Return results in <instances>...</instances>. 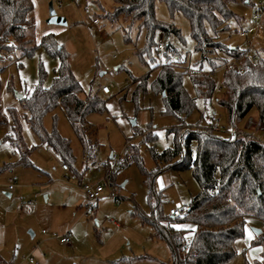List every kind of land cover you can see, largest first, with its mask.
<instances>
[{
  "label": "rangeland",
  "instance_id": "374dc122",
  "mask_svg": "<svg viewBox=\"0 0 264 264\" xmlns=\"http://www.w3.org/2000/svg\"><path fill=\"white\" fill-rule=\"evenodd\" d=\"M35 26L28 32L31 46H38L47 30H54L56 42L69 54V64L83 88L82 98L92 93L105 102L103 113H90L87 121L95 135L90 138L100 147L96 162L102 167L111 154L119 153L129 141L138 147L141 165L148 173L157 170L154 153L161 154L175 147V134L171 129L180 126V120L165 113L161 95L152 90L161 67L167 63L163 53L144 52L146 31L137 25L130 26L124 17L111 20L116 0H33ZM260 0H238L230 4L235 14L229 29L220 34V40L231 49L245 50L240 37L242 29L255 38V50L264 58V9L261 19H253ZM57 15L66 19V26L47 23L49 4ZM88 6L91 16L84 13ZM97 18L99 25L91 20ZM156 18L164 25L177 28L180 37H165L158 33L155 44L162 40L173 46L180 57L168 54L173 62L185 61L181 67L197 70L199 55L191 37L187 18L170 14L166 4H156ZM130 29L131 42H126L124 30ZM1 110L7 123L0 126V264H28L34 256L39 264H170L171 253L164 242L152 237L151 226L141 220V215H151L149 188L140 164L136 162L120 172L115 178L113 190H106L97 202L92 215H87L89 201L79 185L95 184L102 175L96 166L85 158L83 148L61 107L48 113L43 127L51 133L54 128L70 141L75 159L70 174L63 169V161L47 144H43L29 123V113L22 100L36 89L51 88L60 68L58 58L39 47L31 56H23L15 50L7 57L0 52ZM206 72L209 67L204 64ZM149 76L147 92L138 89L137 82ZM223 72L213 75L215 92L208 98L199 97L188 75L183 78L184 88L196 99V110L186 119V125L203 128L208 124L218 129V134L229 137L231 133H245L264 143V130L247 128L249 119L257 121L258 112L253 110L243 121L232 127L223 98ZM108 87L110 94L102 92ZM22 95L23 98H19ZM12 112L20 123V135L14 128ZM215 117L216 122L211 123ZM13 132L26 150L30 151L29 167L17 166L21 159L19 148L7 138ZM196 154V144L192 145ZM162 165V164H161ZM71 169V168H70ZM77 172V180H71ZM13 175L19 184L8 192L4 184ZM79 177V178H78ZM68 178V179H67ZM155 196L162 201V210L168 215L170 209L185 210L200 188L191 170H169L161 174L154 185ZM6 193H10L8 197ZM185 229L190 225H184ZM264 232V223L249 218L242 240L237 244V256L229 264H255L261 261L262 250L253 245L254 230ZM30 232L34 234L32 237ZM72 233V245L60 243L59 238Z\"/></svg>",
  "mask_w": 264,
  "mask_h": 264
},
{
  "label": "trees",
  "instance_id": "16d2710c",
  "mask_svg": "<svg viewBox=\"0 0 264 264\" xmlns=\"http://www.w3.org/2000/svg\"><path fill=\"white\" fill-rule=\"evenodd\" d=\"M236 1L116 0L113 13L107 14L111 20L124 17L131 27L137 25L144 28L147 34L144 52L151 55L154 48L157 54L163 53L167 60L153 81L152 90L162 96L165 113L180 120V126L170 130L175 134V147L161 154H153L157 170L152 173L141 165L138 147L130 144V149L135 162L140 164L149 188L151 215H141V220L151 226L152 237L168 247L170 264H229L238 254L237 244L245 235L247 220L253 218L264 223V143L245 133H231L229 137H224L211 124L203 128L187 126L186 119L196 110V99L191 98L184 88L183 78L188 75L184 69L187 67L180 65H184L185 61L180 59V54L170 44H165L162 51H158V43L155 44L158 33L165 37H180L177 28L164 25L156 18V4L162 2L170 14L180 13L187 18L195 52L200 57L196 69L202 72L188 76L197 96L210 97L216 90L212 73L244 54L243 50L231 49L220 40V34L229 29V23L235 17L230 4ZM34 26L32 0H0V52L4 51L7 57L19 50L23 56H31L37 48L42 47L60 61L52 87L34 90L22 100V104L41 142L50 146L63 164L72 170L75 159L70 141L55 128L51 133L46 132L43 119L61 107L82 145L85 158L89 160L97 143L90 138L95 134L87 116L90 113H103L106 105L92 93L81 97L83 88L70 68L69 54L57 44L56 34L44 35L38 46H31L28 32ZM124 38L126 42H131L130 29L124 30ZM169 53L180 57L179 60L173 62L168 57ZM204 64L210 72L205 71ZM242 64L243 72L231 70L223 73L224 95L220 103L232 127L256 110L258 119H249L247 128L264 130V58L261 55L257 60L246 57ZM3 71L4 67L0 65V98ZM148 79L149 76H146L136 81L138 89L147 92ZM11 114L16 133L20 135V123L15 112ZM6 123L0 103V126ZM8 133L11 135L7 138L21 152V159L16 165L29 167L30 151L24 148L20 136L13 140L14 133ZM193 144H196V154L192 151ZM11 167L5 166L0 174ZM169 170H191L200 188L199 194L177 217L164 214L160 197L153 203L156 179ZM184 225H190V228L185 229ZM255 236L253 245L262 250L261 261L255 264H264V232Z\"/></svg>",
  "mask_w": 264,
  "mask_h": 264
},
{
  "label": "built area",
  "instance_id": "2783aa9c",
  "mask_svg": "<svg viewBox=\"0 0 264 264\" xmlns=\"http://www.w3.org/2000/svg\"><path fill=\"white\" fill-rule=\"evenodd\" d=\"M264 9V0H260L258 3V11H255L253 19L255 21H259L261 19V13L260 11ZM84 13L87 17L91 16V11L88 6L85 7ZM93 25H99V20L97 18H93L91 20ZM240 37L244 40L245 43V50L244 54L238 58V59H233L228 65L217 69L215 72L212 73V75H215L216 73L220 72H226V71H237V72H243L244 71V66L242 64V61L244 58L248 57L253 60H257L259 58L258 53L254 49L256 46L255 38L251 36L250 32L248 30L242 29L240 32ZM165 43L160 40L158 42L157 48L158 51H162L164 49ZM186 74H201L202 72L200 70H195V69H189L186 68L184 69ZM102 92L105 95L110 94V90L108 87H103ZM216 118L212 117L211 118V123H215ZM11 133H8L7 136H10ZM130 144L131 142H127L126 145L123 147V149L116 154H112L110 159L102 165V167L96 162V155L100 151V147H96L89 155V161L92 163V165L96 166V169L99 173L103 174L102 178L95 184H81L80 189L86 199L89 201L87 205V215H92L97 207V202L102 196V194L108 189H112L115 186V177L122 172L123 170L127 169L129 166L133 165L135 163V160L132 156L131 149H130ZM62 169L66 174L71 173V169L68 165L63 164ZM68 179V178H67ZM71 180H77L76 174L71 176ZM19 184V178L15 175L10 177L6 184H4V187L8 192H13ZM183 210H180L178 208H172L170 209L169 213L172 217H177L180 215V213ZM72 233L67 232L63 236L59 238V241L63 245L71 246L72 245ZM27 263L28 264H39L36 259L33 256H30L27 258Z\"/></svg>",
  "mask_w": 264,
  "mask_h": 264
},
{
  "label": "water",
  "instance_id": "95a60500",
  "mask_svg": "<svg viewBox=\"0 0 264 264\" xmlns=\"http://www.w3.org/2000/svg\"><path fill=\"white\" fill-rule=\"evenodd\" d=\"M47 23L50 24V25H56V26H66L67 25V22H66V19L64 17H60L57 15L56 11L54 10L53 6H52V3L49 4V18L47 20ZM19 98H23L22 95H19ZM6 195L8 197L11 196L10 193H6ZM254 233L256 235H260L262 233L261 230H254ZM31 236L33 237L34 234L32 232H30Z\"/></svg>",
  "mask_w": 264,
  "mask_h": 264
},
{
  "label": "crops",
  "instance_id": "0c3cea01",
  "mask_svg": "<svg viewBox=\"0 0 264 264\" xmlns=\"http://www.w3.org/2000/svg\"><path fill=\"white\" fill-rule=\"evenodd\" d=\"M33 1V0H32ZM34 2V1H33ZM34 9H35V7H34ZM53 31L54 30H47L46 31V33L44 34V35H47V34H50V33H53ZM8 134V133H7ZM112 155V154H111ZM111 155L109 156V159H110V157H111ZM116 179V178H115ZM20 181V180H19ZM83 180L82 179H80V181H79V185H81L83 182H82ZM18 186H20V184H18ZM31 256H33V255H31ZM34 257V256H33Z\"/></svg>",
  "mask_w": 264,
  "mask_h": 264
}]
</instances>
